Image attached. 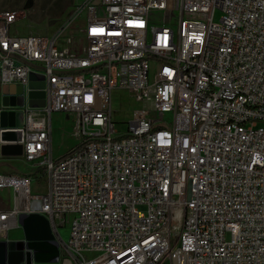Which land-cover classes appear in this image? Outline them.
<instances>
[{"label":"built area","instance_id":"built-area-1","mask_svg":"<svg viewBox=\"0 0 264 264\" xmlns=\"http://www.w3.org/2000/svg\"><path fill=\"white\" fill-rule=\"evenodd\" d=\"M18 19L0 12V153L44 168L46 189L0 173V241L33 213L57 264H264V0H85L49 35L14 34ZM116 89L142 106L120 135ZM54 112L78 142L57 158ZM20 240L5 264H37Z\"/></svg>","mask_w":264,"mask_h":264},{"label":"rangeland","instance_id":"rangeland-1","mask_svg":"<svg viewBox=\"0 0 264 264\" xmlns=\"http://www.w3.org/2000/svg\"><path fill=\"white\" fill-rule=\"evenodd\" d=\"M29 0H0V12L12 10L19 12V19L12 26L11 31L14 34L26 35L29 33L49 35L53 33L67 17L70 9L85 0H32L33 5L20 9ZM218 20V15L216 16ZM149 21L152 23L166 22L176 27V17L164 11H152L149 14ZM2 98V100H1ZM3 97L0 94V103ZM26 101V100H25ZM4 102V101H3ZM112 119L115 121L117 134L127 131L128 122L132 118L135 109L141 108V104L136 102L134 97L126 90L116 89L112 93ZM52 155L54 158L68 153L78 144L72 136L74 117L70 113L54 112L52 113ZM164 120L172 122V114L166 113ZM0 172L24 174L32 178L31 188L35 193H43L46 189V176L38 171V168L32 163L25 162L21 157L16 156L6 158L0 153ZM14 193L9 188L0 189V198L6 200L9 196L10 203L13 202ZM141 210L143 207H139ZM0 209H6L5 206ZM62 238L67 241L70 233V225L67 223L58 228ZM24 236L22 228L18 225L8 232L6 240H20ZM229 233L226 239H229ZM37 264H57L41 262Z\"/></svg>","mask_w":264,"mask_h":264},{"label":"water","instance_id":"water-1","mask_svg":"<svg viewBox=\"0 0 264 264\" xmlns=\"http://www.w3.org/2000/svg\"><path fill=\"white\" fill-rule=\"evenodd\" d=\"M29 7V6H28ZM27 7V8H28ZM6 93L18 94L22 92V88L13 87L4 88ZM41 96L34 92L29 93L30 104L33 105V98ZM3 103H7V96L3 97ZM2 153L7 154V148H2ZM17 223L23 230V239L33 247V258L37 263L48 262L56 263L58 254V243L56 242L49 224L45 218L38 214L20 213L17 217ZM22 240H1L0 241V264H5V248L21 247Z\"/></svg>","mask_w":264,"mask_h":264},{"label":"crops","instance_id":"crops-1","mask_svg":"<svg viewBox=\"0 0 264 264\" xmlns=\"http://www.w3.org/2000/svg\"><path fill=\"white\" fill-rule=\"evenodd\" d=\"M33 3V1L32 0H29L26 4H24L22 7H20V9H26V7H30L31 5H33L32 4ZM6 92V91H5ZM1 100H2V98H1ZM7 102V101H6ZM12 114L11 113H5V114H2V115H0V124H6V123H11L12 121H11V119H10V116H11ZM7 159L8 158H12L13 156H5ZM61 157V156H60ZM0 173H5V172H0ZM12 191V190H11ZM13 192V191H12ZM14 196V195H13ZM13 200H14V198H13ZM13 203H14V201L12 202V203H10V198H9V196H8V198L6 199V200H3V199H1L0 198V206L1 207H3V206H5L6 207V209H9V208H11V207H13ZM3 210H5V209H3Z\"/></svg>","mask_w":264,"mask_h":264},{"label":"trees","instance_id":"trees-1","mask_svg":"<svg viewBox=\"0 0 264 264\" xmlns=\"http://www.w3.org/2000/svg\"><path fill=\"white\" fill-rule=\"evenodd\" d=\"M34 103H35V102L33 101V104H34ZM38 171L41 172L42 174L45 173V169H44V168H39Z\"/></svg>","mask_w":264,"mask_h":264}]
</instances>
